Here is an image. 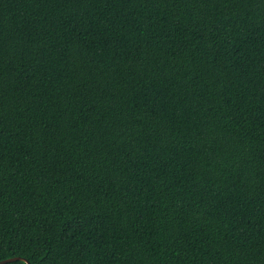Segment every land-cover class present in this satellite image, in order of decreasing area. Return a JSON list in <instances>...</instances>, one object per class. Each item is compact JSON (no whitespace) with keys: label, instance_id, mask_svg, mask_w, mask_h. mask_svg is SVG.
I'll return each mask as SVG.
<instances>
[{"label":"trees","instance_id":"trees-1","mask_svg":"<svg viewBox=\"0 0 264 264\" xmlns=\"http://www.w3.org/2000/svg\"><path fill=\"white\" fill-rule=\"evenodd\" d=\"M11 258L264 264V0H0Z\"/></svg>","mask_w":264,"mask_h":264},{"label":"water","instance_id":"water-1","mask_svg":"<svg viewBox=\"0 0 264 264\" xmlns=\"http://www.w3.org/2000/svg\"><path fill=\"white\" fill-rule=\"evenodd\" d=\"M19 260H23V261L27 262V264H30V262L24 258H11V259L1 261L0 264H9V263H13V262H16Z\"/></svg>","mask_w":264,"mask_h":264}]
</instances>
